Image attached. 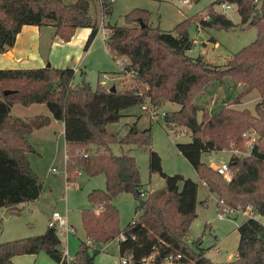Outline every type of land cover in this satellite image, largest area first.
Here are the masks:
<instances>
[{
	"label": "trees",
	"instance_id": "trees-1",
	"mask_svg": "<svg viewBox=\"0 0 264 264\" xmlns=\"http://www.w3.org/2000/svg\"><path fill=\"white\" fill-rule=\"evenodd\" d=\"M92 3L93 0H0V52L14 44L26 24H52L55 34L66 41L79 27H89L85 43L88 49L101 26L99 18L91 13ZM216 3L236 4L241 22L258 28L257 37L222 66L212 64L202 54L188 53L194 42L188 30L191 23L202 28L237 26L226 13L217 10ZM100 4L103 15L112 13L113 0H102ZM152 16L150 9L135 7L125 14V24L103 21L116 58H128L124 68L112 73L129 72L146 84L144 91L137 84L125 82L115 90L102 81L96 87L88 81L75 83V69L70 66L0 68V207H15L41 195L44 183L29 157L35 151L29 134L48 125L52 118L61 119L65 122L68 184L76 182L81 170L106 177L105 188H93L88 193L92 206L81 211L86 238L80 241L71 264H95L99 244L117 237L120 256L129 259L126 264H143L151 254L158 263L174 255V264H264V222L255 215L239 224L237 254L231 260H212L201 245V236L195 240L198 248L190 244L186 234L198 215L199 182L183 173L164 170L160 152L151 147V126L140 128L134 123L122 138L107 129L108 123L121 119L127 107L180 103L179 109L166 111L164 118L169 124L191 129L192 139L178 142L177 147L210 192L217 194V209L228 205L244 211L250 207L254 214L264 216V0H216L178 22L173 31L153 25ZM226 77L246 84V88L214 113L203 108L199 120L201 107L195 97L209 82L224 81ZM254 90L261 95L254 109L237 105ZM17 103H44L52 116H15L11 108ZM249 130L256 133L250 146L246 135ZM116 144L122 145L119 152L113 148ZM125 144L146 146L149 169L165 179L163 187H144L136 156L123 147ZM215 150L233 151L228 160L234 171L231 180L203 160V153ZM241 151L250 152L242 155ZM122 192L134 194L139 212L125 227L120 224V209L113 201ZM208 199L203 202L206 204ZM62 248L60 234L49 225L40 234L0 242V264H17L15 255L41 251L60 263Z\"/></svg>",
	"mask_w": 264,
	"mask_h": 264
},
{
	"label": "rangeland",
	"instance_id": "rangeland-1",
	"mask_svg": "<svg viewBox=\"0 0 264 264\" xmlns=\"http://www.w3.org/2000/svg\"><path fill=\"white\" fill-rule=\"evenodd\" d=\"M216 0H190L189 2H180L179 0H115L111 14H102V7L98 6L99 0H93L91 13L99 18L100 25L102 20H109L118 24H125V14L135 7H146L152 11V24L159 25L166 31H173V27L188 16H193L202 11L207 5ZM216 3L217 10L226 13L234 22L235 28H202L196 23L189 25L190 37L194 39L193 48L188 53L197 56L202 54L209 62L214 65H224L228 58L235 52L253 41L258 34L257 26H247L241 22V16L237 10V5L232 3L230 7ZM175 32V31H174ZM104 35L101 32L97 46L93 51L96 57H89L93 62L89 64L87 60L86 79L96 87L99 80L109 88H117L125 82L127 85H138L141 90L146 89V84L140 83L129 72L125 75L113 74L114 71L122 69L120 61L113 58L110 53L104 49ZM211 37L216 38L211 39ZM102 60L97 64V58ZM102 54V56H101ZM124 56V55H121ZM107 73L103 75V72ZM79 75V74H78ZM246 88V84L238 82L232 77H226L224 81L214 80L209 82L205 89L197 94L195 102L201 107L198 110V118L201 120L203 108L210 112H216L230 100L234 99L238 93ZM257 91H251L244 101L238 106H248L254 109L256 102L261 98ZM45 110L48 107L41 103ZM149 106L150 103H147ZM138 106L133 105L134 110ZM181 106L174 101H166L160 108L162 110H176ZM50 111V110H49ZM51 112V111H50ZM52 113V112H51ZM135 116V115H134ZM148 118V115H146ZM152 127L153 143L152 148L161 152L164 170L170 174L183 173L187 177H192L199 182L197 217L191 223L186 234L187 241L198 248L195 240L201 236L202 246L206 248V254L214 261H226L232 253H236L239 243L238 226L248 215L244 211L250 207L231 214L228 217L220 218L219 210L216 207L215 194H210L208 188L202 183L197 171L190 161L180 152L177 147L178 142L190 141L192 131L189 127L179 124H169L163 116L148 122ZM248 145L250 146L256 137L253 130L246 134ZM119 144L115 147L116 151ZM41 150V148H39ZM118 149V150H117ZM131 153L136 156L142 182L148 190L159 189L165 185V179L159 173H152L149 169V153L145 145H130ZM232 150H215L203 153V160L208 162L221 163L229 160ZM250 151H241L240 154L246 155ZM30 155V153H29ZM55 147L46 149L44 161L41 164V157L37 153L31 152L34 168L42 173L44 183L41 195L32 201L22 202L15 207L0 208V242L19 237L36 235L44 232L47 227L48 218L52 216L55 210L68 214L70 223L76 227L75 234H71L69 240L70 255L74 256L78 250L79 243L86 238L84 227L81 220V211L83 208L92 206L89 201L88 193L93 188H104V174L95 176L88 175L85 171L78 172L76 184L67 185L64 168V151L62 146L56 151ZM56 167V171H51ZM214 167V166H213ZM103 186H97L101 185ZM209 197L205 204L203 201ZM114 203L120 209V224L125 227L133 218L137 217V201L132 192L119 193L113 199ZM67 212V213H66ZM260 218V217H259ZM264 221V216L261 217ZM63 240V246L66 245L65 233L60 234ZM100 251L96 255L95 264H122L118 241L105 245L99 244ZM40 253V254H39ZM39 253H24L13 257L17 264H58L45 251Z\"/></svg>",
	"mask_w": 264,
	"mask_h": 264
},
{
	"label": "crops",
	"instance_id": "crops-1",
	"mask_svg": "<svg viewBox=\"0 0 264 264\" xmlns=\"http://www.w3.org/2000/svg\"><path fill=\"white\" fill-rule=\"evenodd\" d=\"M99 4L100 3L98 2V6ZM90 30L91 29L89 27H79L75 35L70 40L66 41L55 34V27L52 24H45L42 26L35 24H26L17 34L14 44L11 47H9L7 51L0 52V68H27V67L45 66L48 64L58 67L70 66L75 69V77H74L75 83L87 81L85 75L88 66L87 60H89V64H90L93 61L89 57H96L92 53L95 49H97L95 48V46H97V41L99 40L101 32L104 35L103 37L104 49L108 53H110L113 58H116L117 55V53L114 52L110 47V44L108 42L109 32L107 31L104 24H101L99 31L95 36L94 40L92 41L91 45L88 47V49H85V43L90 33ZM214 39L216 40V38ZM101 60L102 58L100 57V53H99V57L96 60L97 64ZM106 73L107 71L106 72L104 71L102 76H104V74ZM113 74H117V73H113ZM99 81L105 82L104 79ZM41 105H42L41 103H33L29 106H26L17 103L12 106L11 113L14 114L15 116H21V117H27L36 114H48L52 116V113L49 110H45ZM138 107H139L138 110H134V107L125 108L123 110L124 115L121 117V119L117 122L108 123L107 129L113 133H117L119 135V138H122L123 136L126 135L128 130L134 123H136L140 128L148 127L149 126L148 122L153 121L150 112L147 109H144L143 107L140 106ZM162 111H168V109ZM210 113H214V112H210ZM146 115H148V118H146L147 117ZM29 139L35 146V151H33V153H37L41 157V164L45 159L44 156L47 148L55 147V155H56V151L59 149L60 146H62L64 151V168H65L64 178L67 181V172H66L67 150H66V138H65V122L61 119L52 118L51 122L48 125L35 129L32 133H30ZM116 146L117 144L113 145L115 151H116L115 149ZM118 146H119L118 149L120 148L121 150L122 145H118ZM123 147L125 149L128 148L130 149V145L128 144L123 145ZM39 148H41V150ZM29 157L34 167V163L31 157V152ZM208 163L211 166L214 165L213 164L214 162H208ZM51 169L52 171H56V167L54 166L52 168L50 166L48 171L49 170L51 171ZM35 170L38 172L39 176L42 177V173H40L39 169H35ZM104 182L106 186V177L104 178ZM202 183L208 188L205 181L202 180ZM67 185H69L68 182ZM97 186H103V183ZM151 190H156V189L152 188ZM208 191L211 195L215 194L213 192H210L209 188ZM215 198L217 203L218 200L217 194H215ZM0 208L4 209L8 207L3 206ZM66 215L68 216V214ZM257 216L260 218L262 217L259 215ZM51 217L52 216L48 218L47 227L49 226V219ZM69 222L71 221L69 220ZM47 227L45 228V230L47 229ZM75 233L65 234L66 236L65 246H68V248H69V240L71 237L70 235ZM113 240L118 241V248H119L120 237H117ZM113 240L107 242H101L100 244L108 245L112 243ZM236 254L237 253H232L228 260L233 259L236 256Z\"/></svg>",
	"mask_w": 264,
	"mask_h": 264
},
{
	"label": "built area",
	"instance_id": "built-area-1",
	"mask_svg": "<svg viewBox=\"0 0 264 264\" xmlns=\"http://www.w3.org/2000/svg\"><path fill=\"white\" fill-rule=\"evenodd\" d=\"M100 3H102V0H99ZM115 1V0H113ZM180 2H189L190 0H179ZM223 6L226 7H230L231 4L230 3H223ZM104 20H102V24ZM193 45L189 46V49H192ZM118 60L120 61V65L122 68H124L125 64L128 62V58L125 56H119ZM105 75V74H104ZM144 109H147L150 112V115L152 117V119H158L160 116H163L166 114V111H160V107L157 106H149L148 104H145L142 106ZM214 168L221 174H223L226 179L231 180L232 176L234 174V171L231 170L229 168L228 165V160L223 161L221 163H213ZM76 184V182L74 183ZM239 209H235L232 208L228 205L223 206V208L219 211V217L220 218H225L230 216L231 214H234L238 211ZM244 214L248 215L249 217L252 216H257L256 214H254L253 210L251 208L247 209L244 211ZM49 225L50 226H55L58 233H65V234H69V233H75L76 232V227L71 224L68 220V216L66 214H63L61 211L59 210H55L52 214V217L49 219ZM180 257V254L177 255V258ZM175 256L174 255H169L167 256L163 261L161 262H156L154 256L151 254L147 257H145L143 264H174L175 262ZM75 259V255L71 256L70 255V250L68 248V246H64L62 248V261L58 264H63L64 261L67 262V264H71V261ZM121 260L123 263H128L129 259L127 257H121Z\"/></svg>",
	"mask_w": 264,
	"mask_h": 264
},
{
	"label": "water",
	"instance_id": "water-1",
	"mask_svg": "<svg viewBox=\"0 0 264 264\" xmlns=\"http://www.w3.org/2000/svg\"><path fill=\"white\" fill-rule=\"evenodd\" d=\"M48 65H50V64H48ZM111 90H115V88H111ZM5 91L7 92V91H9V90H5Z\"/></svg>",
	"mask_w": 264,
	"mask_h": 264
}]
</instances>
